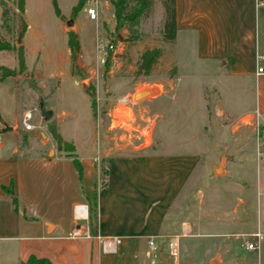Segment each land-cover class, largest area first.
I'll return each instance as SVG.
<instances>
[{"label":"crops","instance_id":"0c3cea01","mask_svg":"<svg viewBox=\"0 0 264 264\" xmlns=\"http://www.w3.org/2000/svg\"><path fill=\"white\" fill-rule=\"evenodd\" d=\"M43 1L23 0L21 18L29 7L37 9ZM51 1L70 3L71 9L77 3V0ZM98 1L102 5L101 9L98 6L99 21L101 12L111 6L110 0ZM260 2L174 0V41L180 40L185 46L190 41L194 63L207 71L206 75L212 79L207 88L214 98L209 118L219 122L214 126V138L212 141L209 139L206 148L208 153L220 149L234 152L232 159H223V166L221 162L217 165L220 176L214 177L216 169L211 166L213 177L210 178H215V181L210 179L208 188L201 194L197 192L195 201L185 212L182 211L185 218L173 219L172 207L186 183L191 181V173L202 157L201 140L206 136L204 125L191 136L188 142L190 150L182 153L158 150L155 146L158 140L154 142L152 136L148 145L152 148L143 149L141 154L131 152L134 148L130 149L128 145L114 144L115 147L106 150L94 144L96 158L88 156L93 150L91 143L82 148L83 158H78L75 146L70 143L80 165V179L70 158L52 147H49L52 156L48 158L43 150L31 156L18 155L17 150L11 147L8 153H3L5 146L0 142V240L16 242L14 255L0 264H20L30 256L44 258L52 264H160L165 258L170 261L166 244L173 236H178V257L176 262L168 264H209L213 259H216V264H223L222 256L227 264H264L263 193L256 186V221L248 228L244 182L232 177L228 169V161H264V74H254L256 57L264 56V2ZM63 28L68 30L66 26ZM29 30L31 33V27L26 24L25 32ZM170 53L172 55L173 51ZM175 79L178 81L179 78L172 80L167 92L173 90ZM232 86L240 87V97L236 103L228 101L225 104L222 93L226 87ZM204 92L205 88L201 93L205 103ZM166 93L162 92L155 98ZM237 102H240V109L236 108ZM204 106L206 108V103ZM224 121L232 127L241 121L244 126L234 136L233 143L236 141L237 145L226 141L229 136L233 138L227 129L217 128ZM45 136V141H39L42 148L49 140V136ZM162 143L160 139L161 147ZM30 146L31 142L25 145L26 148ZM102 167L106 168V186L100 188ZM9 185L16 201V211L2 190ZM239 187L243 193L239 192L237 197L234 189ZM94 192L95 213L94 218H89ZM231 192L234 198H231ZM230 199L235 204L232 200L230 203ZM80 206L85 209L77 211ZM75 229L80 235L87 234L90 238H71L69 235ZM254 234H259L260 239L254 238ZM150 236L155 237L156 252H150V258H146L140 250L148 249L146 241ZM110 237H120L121 241L115 253L105 254L101 250V239ZM180 239L197 240L191 244L197 250H192L191 257L186 255L188 259L180 256ZM246 243H254L257 248L247 250ZM194 251L199 255L192 254Z\"/></svg>","mask_w":264,"mask_h":264},{"label":"rangeland","instance_id":"374dc122","mask_svg":"<svg viewBox=\"0 0 264 264\" xmlns=\"http://www.w3.org/2000/svg\"><path fill=\"white\" fill-rule=\"evenodd\" d=\"M17 1L0 0V42H5L14 49L21 44L25 65V70L17 73L16 52H0V67L15 72L14 76L0 80V142L5 146L3 153H8L13 147L18 155L31 156L40 150L46 155L49 147H52L57 153L65 155L57 150L48 132L49 127L64 141L75 146L78 158L84 157L82 148L86 143L92 145L93 153L88 154L92 158H96L94 144L97 147L103 146L106 150L115 147L114 144L128 145L130 149L134 148L131 152L141 154L143 149L152 148L148 147L151 136L154 142L158 140L155 144L158 150L170 154L182 153L190 150L188 142L191 136L204 125L203 132L206 136L201 140L202 157L191 173V181L186 183L172 207L173 219L185 218L183 212L195 201L197 192L201 194L208 188L210 179L215 181V178H210L213 177L211 166L217 169L219 162L223 166V159H232L234 154L231 149L208 153L206 148L209 139L212 141L214 138V126L219 120L209 118L210 105L214 98L207 88L212 79L206 75L207 71L194 63L192 43L189 41L185 46L180 40L169 43L162 40L160 30L163 17L158 2L152 4L146 15L133 22L128 19L122 21V27L117 29L111 17L112 8L102 11L99 21L95 23L86 17L85 6L73 13L70 3L45 0L37 9L34 6L29 7L22 19ZM55 9L58 10L59 16L55 14ZM69 19H72L74 25L71 29H66L76 36V55L82 71L89 72V77L84 80L80 79L75 60L70 57L67 47L68 30L63 26ZM21 22L24 24V31L21 33V43L17 44V32ZM26 24L31 27V33L30 30L25 32ZM117 35L120 37L119 42L115 40ZM96 41L104 45L110 43L113 48L96 53ZM155 48L159 49L160 56L154 65L147 74L139 72L140 55ZM170 50L174 55L169 54ZM172 78L179 79L174 80L173 90L167 92L172 86ZM204 88L206 108L201 95ZM240 91V87H226L222 93L223 103H236ZM136 92L146 93L133 99L132 95ZM162 92L167 93L156 99ZM38 95L43 99L44 108L52 111L51 119L45 123L41 121L37 109ZM239 103L237 102V109H240ZM26 111L31 115L28 123L38 126L37 130L49 136L44 148L40 146L39 141L45 139L35 138V130H22L21 118ZM154 114L160 117L155 118ZM155 119L156 127L152 135ZM3 126L13 130L1 132ZM240 127H244L241 121H237L233 127L226 121L217 125V128L227 129L232 134L233 138L229 136L226 139L230 145H237L236 141L233 143V139L236 138L234 136ZM254 136L256 137L255 134ZM160 139L163 142L162 147L159 145ZM28 142H31V146L26 148ZM249 151L253 152V149ZM218 157L223 161L217 160ZM228 163L230 175L245 185L243 190L248 200L246 226L249 228L256 221L257 190L264 196V161ZM218 176L220 172L214 175ZM234 190L237 197L240 196L239 192L243 193L240 187ZM230 195L234 198L232 192ZM232 204H235L233 200ZM247 240L254 241L253 238ZM195 241L197 240L180 239L179 252L181 257L184 256L182 258L188 259L186 255L191 257L192 250H197L191 245ZM4 243H7V246ZM15 245V241L0 240V262H5L14 255ZM140 253L146 258L151 256L148 249L142 248ZM192 254L198 256L199 252L194 251ZM222 262L227 264L223 256Z\"/></svg>","mask_w":264,"mask_h":264},{"label":"trees","instance_id":"16d2710c","mask_svg":"<svg viewBox=\"0 0 264 264\" xmlns=\"http://www.w3.org/2000/svg\"><path fill=\"white\" fill-rule=\"evenodd\" d=\"M154 2H158L161 8L162 13V23H161V30L160 36L164 42H172L175 36V26H174V0H110L109 4L112 8V16L114 21L115 28L122 27V21H126L127 19L130 22L135 21L138 17L142 15H146L150 7ZM85 4V0H77L76 5L72 8V12L76 13L79 11L83 5ZM17 7L19 13L23 11V0L17 1ZM55 14L59 16V12L55 9ZM22 31H24V24L21 22L20 24ZM67 47L70 52V57L74 59V55L78 52V42L76 40V36L73 32H67ZM0 51H15L16 52V60L18 70L17 73H22L25 70L24 67V58H23V49L21 44L14 49V47L9 46L5 42H0ZM160 56L159 49H151L144 51L139 57L138 63V70L143 74H147L151 67L154 65L157 58ZM15 72L11 70H7L4 67H0V80L6 77L14 76ZM51 138L53 139L56 148L58 151H63L65 153V157L70 158L72 162V166L75 169L78 179L81 178V170L80 165L78 163V159L74 154L73 145L70 143H65L61 140L58 133L52 128L49 127L48 129ZM100 174L102 175L103 179L100 182L99 187L103 188L106 186L105 176H106V168L102 167L100 169ZM4 193L7 194L10 205L12 209L16 211V201L11 191V186L2 187ZM96 193L92 194L91 205L88 210L89 218H94L95 213V206H96ZM20 264H52L48 260L44 258H35L30 256Z\"/></svg>","mask_w":264,"mask_h":264},{"label":"built area","instance_id":"2783aa9c","mask_svg":"<svg viewBox=\"0 0 264 264\" xmlns=\"http://www.w3.org/2000/svg\"><path fill=\"white\" fill-rule=\"evenodd\" d=\"M264 0H261L260 3H263ZM100 1L98 0H90L88 2H85V15L88 18V20L93 21V22H97L98 20V16H97V12H98V6L100 5ZM113 46L112 44H99L96 41L95 44V50L96 53L99 52H103L105 51V49L107 50H112ZM257 63H256V67H255V75H261L264 74V56L260 55L257 56ZM257 117V114H256ZM31 119V115L29 111H26L23 113L22 118H21V126H22V130L26 131V132H30L32 130H37L38 126L36 125H31L28 123V121ZM258 125H255V130H256V135H258L257 133V127ZM85 209L84 206H80L78 207L76 210L77 211H83ZM71 238H75V237H84L89 239L90 236L85 234V235H80L78 229H75L73 231H71L70 235ZM254 238H256L257 240L260 239L259 234H254L253 235ZM97 239H99V237H96ZM154 239L155 237L150 236L147 238L146 244H147V248L151 253L156 252V246L154 244ZM121 238L120 237H110V238H104L101 239V250L103 253L105 254H113L115 253V249L116 247L120 244ZM167 254L168 257L170 259L171 262H176L177 261V257H178V236H173V237H169L167 240ZM245 248L247 250H255L257 247L255 246L254 243H246L245 244Z\"/></svg>","mask_w":264,"mask_h":264},{"label":"water","instance_id":"95a60500","mask_svg":"<svg viewBox=\"0 0 264 264\" xmlns=\"http://www.w3.org/2000/svg\"><path fill=\"white\" fill-rule=\"evenodd\" d=\"M65 26L67 28H71L72 27V19H69L67 21H65ZM21 33H22V28L21 26L19 27V30L17 32V44L21 43L20 42V37H21ZM115 40L117 42L120 41V37L119 35H117L115 37ZM74 60H75V66H76V70H77V73L78 75L80 76V79L81 80H84L86 78L89 77V72H83L82 71V66H81V63H80V60L79 58L77 57V55H74ZM146 92H136L132 95V98L135 99L136 97L144 94ZM37 109H38V112H39V115H40V119L43 123L49 121L52 117V111L50 110H47L44 108L43 106V99L40 95H38V103H37ZM12 131V128L11 127H7V126H3V128L1 129V132H11ZM34 137L40 139V140H44L46 138L45 134L43 131L41 130H36L33 134ZM52 156V151L49 150V152L47 153V157L50 158ZM162 258V257H161ZM170 261L169 260H161V264H166V263H169ZM216 259H213L210 261L209 264H216Z\"/></svg>","mask_w":264,"mask_h":264},{"label":"bare ground","instance_id":"6f19581e","mask_svg":"<svg viewBox=\"0 0 264 264\" xmlns=\"http://www.w3.org/2000/svg\"><path fill=\"white\" fill-rule=\"evenodd\" d=\"M216 172H220V170L219 169H216Z\"/></svg>","mask_w":264,"mask_h":264}]
</instances>
